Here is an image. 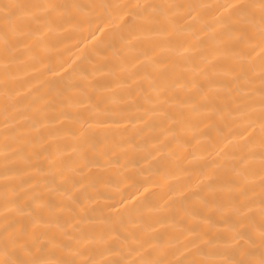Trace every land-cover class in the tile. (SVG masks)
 <instances>
[{"label": "bare ground", "instance_id": "bare-ground-1", "mask_svg": "<svg viewBox=\"0 0 264 264\" xmlns=\"http://www.w3.org/2000/svg\"><path fill=\"white\" fill-rule=\"evenodd\" d=\"M0 264H264V0H0Z\"/></svg>", "mask_w": 264, "mask_h": 264}]
</instances>
